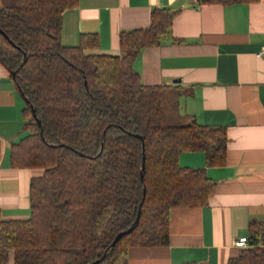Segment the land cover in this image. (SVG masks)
Segmentation results:
<instances>
[{
	"label": "trees",
	"instance_id": "1",
	"mask_svg": "<svg viewBox=\"0 0 264 264\" xmlns=\"http://www.w3.org/2000/svg\"><path fill=\"white\" fill-rule=\"evenodd\" d=\"M78 1L0 0V64L25 100L26 134L10 162L40 169L29 215L0 212V264H126L129 246L168 243L172 207L204 205L214 192L205 168L179 164V153L226 159L224 125L167 123L169 84H145L133 67L141 48L170 32L175 10L152 7L148 25L119 31L123 51L106 53L95 32L61 42L62 12ZM248 229V245L226 264H264L263 224Z\"/></svg>",
	"mask_w": 264,
	"mask_h": 264
},
{
	"label": "crops",
	"instance_id": "2",
	"mask_svg": "<svg viewBox=\"0 0 264 264\" xmlns=\"http://www.w3.org/2000/svg\"><path fill=\"white\" fill-rule=\"evenodd\" d=\"M175 10L170 32L157 45L141 48L133 67L145 84H169L163 103L167 123L221 124L226 159L208 162L204 151H182L181 165L203 167L215 180L201 206L169 212L164 245L129 246L126 264H226L249 235L252 220L264 234V0L203 3L199 0H79L61 15L60 39L75 44L95 32L97 51L121 53L118 33L146 26L150 10ZM25 100L0 64V212L4 218L29 215V183L39 168L13 166L10 149L26 134ZM264 236V235H263ZM264 244V239H263ZM8 264H13L10 257Z\"/></svg>",
	"mask_w": 264,
	"mask_h": 264
},
{
	"label": "built area",
	"instance_id": "3",
	"mask_svg": "<svg viewBox=\"0 0 264 264\" xmlns=\"http://www.w3.org/2000/svg\"><path fill=\"white\" fill-rule=\"evenodd\" d=\"M259 55L264 56V45L261 46V48L258 51ZM234 244L238 247H243L248 245V238L246 235H241L234 240Z\"/></svg>",
	"mask_w": 264,
	"mask_h": 264
},
{
	"label": "water",
	"instance_id": "4",
	"mask_svg": "<svg viewBox=\"0 0 264 264\" xmlns=\"http://www.w3.org/2000/svg\"><path fill=\"white\" fill-rule=\"evenodd\" d=\"M0 31H1V29H0ZM10 42H11V40H10ZM141 177H142V172H141ZM138 219V215H137V217H136V220ZM133 227V224H131L130 225V227L128 228V229H131ZM128 230H121V231H119V232H117L114 236H113V239H112V241H111V243H110V246H113L114 244H115V242L117 241V239L122 235V234H124L125 232H127Z\"/></svg>",
	"mask_w": 264,
	"mask_h": 264
},
{
	"label": "rangeland",
	"instance_id": "5",
	"mask_svg": "<svg viewBox=\"0 0 264 264\" xmlns=\"http://www.w3.org/2000/svg\"><path fill=\"white\" fill-rule=\"evenodd\" d=\"M2 1V0H1Z\"/></svg>",
	"mask_w": 264,
	"mask_h": 264
}]
</instances>
